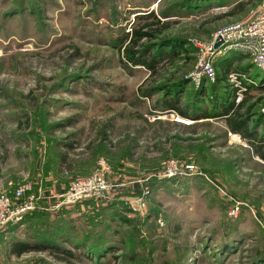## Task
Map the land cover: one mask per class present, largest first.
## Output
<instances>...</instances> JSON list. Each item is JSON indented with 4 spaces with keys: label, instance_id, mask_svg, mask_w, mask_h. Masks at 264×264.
Masks as SVG:
<instances>
[{
    "label": "rangeland",
    "instance_id": "374dc122",
    "mask_svg": "<svg viewBox=\"0 0 264 264\" xmlns=\"http://www.w3.org/2000/svg\"><path fill=\"white\" fill-rule=\"evenodd\" d=\"M257 5V0H0V187L11 193L24 180L58 186L90 175L101 158L111 167L109 178L125 183L123 199L80 202L58 218L62 210H38L23 224L1 229L0 264H264V160L224 119L194 120L164 110L159 88L177 87L167 99L180 96L190 114L209 109L211 83L190 77L196 64L192 40H210ZM151 11L168 24H155V42L170 36L188 44L154 74L126 66L120 53L125 36L153 20L146 18ZM239 54L230 52L216 63L234 56L232 69L250 64ZM248 72L253 83L243 92L242 112L252 106L249 126L263 121L262 134L264 70L254 67L255 77ZM224 82L234 98L238 83ZM202 86L207 92L199 100ZM171 159L196 167L163 176ZM141 184L151 190L148 210L144 217H129L125 200L140 194ZM238 203V215H230ZM49 239L74 255L55 253L45 246ZM17 240L36 249L13 255Z\"/></svg>",
    "mask_w": 264,
    "mask_h": 264
},
{
    "label": "built area",
    "instance_id": "2783aa9c",
    "mask_svg": "<svg viewBox=\"0 0 264 264\" xmlns=\"http://www.w3.org/2000/svg\"><path fill=\"white\" fill-rule=\"evenodd\" d=\"M258 5L253 8L250 15L238 21L227 23L216 30L208 41L192 40L195 47L196 64L190 77L197 84L205 79L213 83L218 76L217 60L230 52H238L247 56L253 65L264 70V0H257ZM221 42L218 48L216 41ZM233 81L236 80L239 88L236 92V103H240L244 96L245 87L240 85L238 76L234 73L229 75ZM235 137L240 136L230 132ZM192 163H183L177 159H171L165 163L163 176L173 177L182 175L187 171L195 169ZM111 167L108 162L101 158L96 170L88 176L71 179L67 187L60 193L45 194L34 192V185L31 180H24L15 190L8 192L7 188L0 187V229L10 225L22 223L25 216L36 210H57L62 206H73L74 204L87 200L112 199L117 191L125 183L111 180L109 175ZM144 180V179H143ZM143 180H140L139 183ZM40 184V183H39ZM41 185V184H40ZM142 186L140 194L127 197L125 205L128 208L129 217H144L148 210V201L151 190L148 186ZM49 195V196H47ZM56 197L53 203L48 198ZM46 200V202H44ZM240 210L239 203L231 206L229 214L237 216ZM159 226L164 227L165 221L158 218Z\"/></svg>",
    "mask_w": 264,
    "mask_h": 264
},
{
    "label": "trees",
    "instance_id": "16d2710c",
    "mask_svg": "<svg viewBox=\"0 0 264 264\" xmlns=\"http://www.w3.org/2000/svg\"><path fill=\"white\" fill-rule=\"evenodd\" d=\"M140 15H146V14H140ZM148 17L146 18H153L152 21L145 22L139 27H135L134 29L129 32L123 41V45L120 46V53L122 54V61L123 63L128 66H143L147 68L151 74H154L157 72V70L160 68L161 65H165L166 62L169 60H174L176 55L180 51H184V47L188 44L184 42V40H180L179 38L174 37H163L159 38L158 42H155L156 34L153 33L154 31H157L155 26L157 24L162 25V27H166L168 24L162 22L161 18L154 14L153 11L149 12ZM166 13H163L162 17H167ZM145 18V17H142ZM156 24V25H155ZM155 38V39H154ZM148 39L149 41L147 43H142L141 40ZM121 41L119 40L118 43ZM125 42V44H124ZM122 44V43H121ZM117 45V44H116ZM191 45L194 47V45L191 43ZM171 48V52L166 54V49ZM195 48V47H194ZM187 49V48H186ZM179 51V52H178ZM241 56V53L238 55ZM246 56V55H245ZM243 54V57H245ZM247 57V56H246ZM234 56L229 57L223 62H219L216 65H219L220 71L218 72V76L215 82L211 83V91L212 93L208 96V102L210 104V108L197 114L193 115L188 112V107L183 106L181 103L180 96H175L173 98H168V95H171L175 93L177 87L172 89L168 84L160 85V89L164 93V104L166 107L164 110H167L169 112L176 113L177 115H181L183 117L191 118L194 120H200V119H224L226 126L231 132L239 133L242 137H244L251 145L252 148L255 150V152L264 160V132L259 134V126L263 124V121H255L252 127L249 126V122L251 119L252 114V106L248 107L245 112H242V109H244L245 102L242 100L240 103H236V93H233L234 98H230L231 90L228 91V88L231 86L227 82H224L225 79H229V75L232 74V70H235L233 73L238 76V79L240 81V85L243 87H246V90H248L249 84H252V80L249 74V70L252 73V69L255 67L252 62L250 64L244 65L240 64L233 69L231 66H233L234 61L232 60ZM231 72V73H230ZM247 74H249L247 77ZM255 77V76H254ZM184 79L182 78L179 83H183ZM264 81V80H263ZM224 82L225 85L223 86L224 91H220L218 86ZM207 89L202 86L201 90H198L197 97L199 100H203L204 96L206 95ZM238 88L236 89V91ZM217 94H216V93ZM148 93V92H146ZM149 95V93H148ZM146 95V96H148ZM232 95V94H231ZM144 96V95H143ZM244 99V98H243ZM251 115V116H250ZM66 160V158H64ZM77 178V177H75ZM74 179V178H72ZM70 181V180H69ZM69 183V182H68ZM67 183V185H68ZM39 183H36L34 185V192L37 193V189L39 188ZM43 186V184H42ZM45 186V185H44ZM67 187V186H66ZM12 194V192H11ZM119 199V198H117ZM118 205L123 204V202H117ZM38 211V210H36ZM34 211V212H36ZM33 212V213H34ZM28 215L25 216V219ZM121 221H124L127 223L129 220L125 216H121ZM25 219L23 222H25ZM23 222L21 224H23ZM16 225V224H15ZM107 229L109 226H105ZM1 230V229H0ZM88 238V236H86ZM74 247L79 248L80 244L77 242L78 240L69 239L66 240V242H69ZM27 240H17L16 246L13 248V253L21 256L23 253L29 252L31 250H35V246H28L26 243ZM48 248H51L52 251L55 253H64L68 255H74L71 250L66 249L58 240L55 239H49L47 241ZM82 245V244H81ZM93 246H90V249H92V252H96V250L93 248ZM115 246L108 248L109 251H112ZM231 248H228L227 251H230ZM95 254V253H93Z\"/></svg>",
    "mask_w": 264,
    "mask_h": 264
},
{
    "label": "crops",
    "instance_id": "0c3cea01",
    "mask_svg": "<svg viewBox=\"0 0 264 264\" xmlns=\"http://www.w3.org/2000/svg\"><path fill=\"white\" fill-rule=\"evenodd\" d=\"M217 67H218V71H220L221 69H220V67H219V65H217ZM40 185V184H39ZM49 186V187H48ZM48 186H42V184L39 186V188L37 189V193H39V192H45V194H49V193H52V192H54V191H62V190H64L65 188H66V186H67V183H63V184H59L58 186H53V185H51L50 186V184H48ZM44 187V188H43ZM123 189L124 188H121L120 190H119V192H117V195H114L115 196V199L116 198H119V199H123V196L121 195L122 193L124 194L125 192H123ZM127 193V192H126ZM126 196V195H125ZM48 200H49V198H48ZM50 201V200H49ZM44 202H46V200L44 201ZM67 209H69V208H67L66 206H62L61 208H59V209H57V210H62V213L60 212L59 214H57V215H55L57 218L58 217H61V216H63V215H65V211H67ZM65 210V211H64ZM64 211V212H63ZM33 213V212H32ZM32 213H30V214H32ZM63 214V215H62ZM54 216V215H53ZM54 216V217H55ZM13 226H15V225H10V226H8V227H6L5 228V230H7V229H9L10 227H13ZM13 255H16V254H13ZM17 256V255H16ZM0 259H1V257H0ZM2 260V259H1ZM0 260V261H1ZM2 264V263H1Z\"/></svg>",
    "mask_w": 264,
    "mask_h": 264
},
{
    "label": "water",
    "instance_id": "95a60500",
    "mask_svg": "<svg viewBox=\"0 0 264 264\" xmlns=\"http://www.w3.org/2000/svg\"><path fill=\"white\" fill-rule=\"evenodd\" d=\"M221 42L219 40L216 41L215 47L218 48L220 46Z\"/></svg>",
    "mask_w": 264,
    "mask_h": 264
},
{
    "label": "bare ground",
    "instance_id": "6f19581e",
    "mask_svg": "<svg viewBox=\"0 0 264 264\" xmlns=\"http://www.w3.org/2000/svg\"><path fill=\"white\" fill-rule=\"evenodd\" d=\"M235 137H237V136H235Z\"/></svg>",
    "mask_w": 264,
    "mask_h": 264
}]
</instances>
